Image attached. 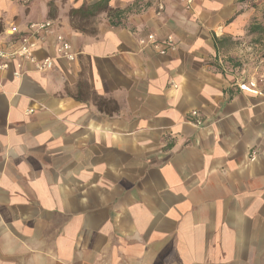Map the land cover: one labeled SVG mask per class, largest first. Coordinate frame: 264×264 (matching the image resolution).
Instances as JSON below:
<instances>
[{
  "label": "crops",
  "instance_id": "0c3cea01",
  "mask_svg": "<svg viewBox=\"0 0 264 264\" xmlns=\"http://www.w3.org/2000/svg\"><path fill=\"white\" fill-rule=\"evenodd\" d=\"M98 1L0 0L4 49L50 20L75 54L0 73V264H264V33L248 34L264 0H109L117 18H77ZM34 55L55 57L53 36Z\"/></svg>",
  "mask_w": 264,
  "mask_h": 264
},
{
  "label": "built area",
  "instance_id": "2783aa9c",
  "mask_svg": "<svg viewBox=\"0 0 264 264\" xmlns=\"http://www.w3.org/2000/svg\"><path fill=\"white\" fill-rule=\"evenodd\" d=\"M187 8H190L193 0H181ZM21 3L26 4L28 0H20ZM163 9L161 3L157 5V12ZM9 36L18 34L16 27H11L7 32ZM216 36L221 35V30L218 29L215 32ZM47 36H53L55 41V57H44L42 60H38L34 51L38 47V41L44 40ZM139 45L143 48L151 47L157 51L160 55H164L166 51H175V43L172 37L168 36L163 40H158L155 35L148 34L146 37L139 40ZM55 59H63L68 62L75 60V54L71 50L69 40L55 32L54 24L50 20L34 21L26 25V31L19 35L18 45L11 49H4L0 45V73L9 70L12 62H17V71L13 74L15 77H20L22 74L19 71L21 63H29L34 67L35 72L43 73L52 70L54 67ZM264 78L262 74L259 77L261 81ZM239 89L244 92L257 95L256 81L249 80L243 81L238 85ZM189 122L195 127H201L202 121L197 111H192L189 115Z\"/></svg>",
  "mask_w": 264,
  "mask_h": 264
},
{
  "label": "trees",
  "instance_id": "16d2710c",
  "mask_svg": "<svg viewBox=\"0 0 264 264\" xmlns=\"http://www.w3.org/2000/svg\"><path fill=\"white\" fill-rule=\"evenodd\" d=\"M245 2H252L254 0H244ZM108 3L109 0H99L98 2L86 7V6H82L81 8H79L77 10V15H80L82 18H87V17H93L98 13L101 12H107V14L109 15V18H117L118 15H120V12H116V14L112 15L110 14V11L108 9ZM120 18V17H118ZM118 20V19H117ZM118 22V21H117ZM112 25H117L118 23H113L111 22ZM252 32H258V33H264V30L261 28H258L256 26H250L248 28V34H252ZM264 55V48L262 49V51H260L257 55V58L254 60L253 65L252 66H256L257 64L261 63V58H263L262 56ZM251 67H245L241 64H239V70L240 69H251Z\"/></svg>",
  "mask_w": 264,
  "mask_h": 264
},
{
  "label": "rangeland",
  "instance_id": "374dc122",
  "mask_svg": "<svg viewBox=\"0 0 264 264\" xmlns=\"http://www.w3.org/2000/svg\"><path fill=\"white\" fill-rule=\"evenodd\" d=\"M84 6L88 7V6H90V5H84ZM99 14H100V13H99ZM77 18H78V19H81V20L86 19V18H82L80 15H77ZM88 18H90V17H88ZM249 41H252V40H249ZM240 49H241V48H240Z\"/></svg>",
  "mask_w": 264,
  "mask_h": 264
}]
</instances>
